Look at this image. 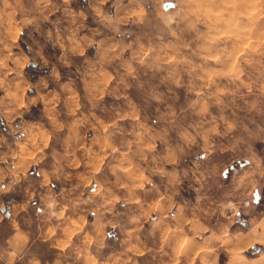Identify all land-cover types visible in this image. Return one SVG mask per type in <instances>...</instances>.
<instances>
[{"label":"rangeland","instance_id":"1","mask_svg":"<svg viewBox=\"0 0 264 264\" xmlns=\"http://www.w3.org/2000/svg\"><path fill=\"white\" fill-rule=\"evenodd\" d=\"M70 4L0 0V98L9 112L31 96L24 68L31 77L45 72L36 64H47L44 42L61 48L60 65L97 44L77 69L84 111H75L76 94L64 95L77 90L74 80L59 88L40 78L30 101L60 105L12 121L41 117L24 145L34 159L54 138L59 169L85 166L65 172L73 184L62 185L45 215L26 217L24 228L45 241L13 248L0 220V264H240L239 256L262 252L231 250L224 238L264 213V0ZM111 22L123 28L96 38ZM49 83L57 90L43 93ZM101 112L129 120L106 122Z\"/></svg>","mask_w":264,"mask_h":264},{"label":"crops","instance_id":"2","mask_svg":"<svg viewBox=\"0 0 264 264\" xmlns=\"http://www.w3.org/2000/svg\"><path fill=\"white\" fill-rule=\"evenodd\" d=\"M89 2L90 0H73V4H70L69 7L73 11H79L87 7ZM109 13L111 17H114V8H112ZM84 23H86L87 27L93 29L97 27L93 22L90 23L87 21ZM122 26L114 22L102 25V27H100L102 31L101 35H98L96 38L106 37V35L111 34V29L114 28L119 30L123 28ZM87 34H89V31H87ZM20 35L25 36L24 39L29 44L25 52L31 56L32 48H35V45L31 43L32 39L28 36L25 29L21 31ZM114 37L116 40L129 41L131 39V34L125 33L121 35L118 33L114 35ZM53 42L54 40L44 42V44L47 45V50L44 48L40 49L42 57L47 64L43 65L41 58H38V63H36L38 66L41 65L43 69H45V72L38 73L36 76L31 77L24 68L25 82L30 83L32 89L29 90L30 93H28V95L31 96L28 99L26 98V100L24 99V101L17 103V109L19 111L15 113L9 112L8 110L10 107L3 105L0 98V116L4 121V125L0 130V197L2 203L5 205L4 211H0V220H4L10 224L11 232L6 236V242L13 248H27L34 240L45 241L44 237H40L38 233L30 234L29 230L24 228L26 217L44 214L46 208L49 206L52 208V201L57 198L62 185L65 186L63 188L69 190L73 184L71 178L63 176L66 174L65 172L68 170V172H74L81 166H85L83 162L79 163L77 167H75V164H72L74 169H71L70 166L67 167L68 169L66 167L65 169H59V163L55 161L56 155L54 150H57V153H60V151L54 146V138L44 147L45 157H40L38 155L36 159H34L32 153H29L27 148H24V145H27L29 139H31L32 132H34L32 124L36 125L37 122H40L42 120L41 117H25L26 120H21L19 125L12 126V121L20 117L27 109L29 111L37 109L39 114L42 115L44 114L43 110L45 107H53L54 104L60 105L57 102L46 104L40 97L35 101H30L31 97L34 98L37 96L36 89L33 88L34 85L39 82L40 78L49 80L54 78L57 79L56 84L59 88L66 83H70V80H74L78 86L77 90H67L64 95L70 96L76 94L77 103L75 106L77 108L75 111L77 113H81L85 110L86 106H88L82 90L83 83L78 79L79 75L77 69L82 65V60L85 61L86 59L91 60L94 58L97 44L94 42L89 46L83 47L80 53L70 56L68 62L60 65L57 62V58L62 54V50L57 45L53 46ZM69 87L74 88L73 82L70 83ZM51 90L57 89L55 85L53 86L49 83L42 92L46 93ZM107 98L109 97L106 95L102 97L103 101ZM111 102L104 103V106L106 105L111 109ZM12 107H14V105H12ZM99 116L106 122L129 120L128 118L122 117V113H112L111 116L105 118L104 113L101 112ZM86 133L88 136H91V134H93L92 128ZM12 134L15 136L10 138L9 135ZM59 177L62 180H60ZM47 194H49V197L46 196ZM60 201L63 203L62 200ZM53 207H55V205ZM56 211L57 210H54L53 212L58 213ZM224 242L230 245L227 246V248L231 250L236 249L244 251L255 245H260L264 248V213L260 216L249 217L247 220V227L241 231L230 232V234H227V237L224 238ZM260 256L263 257L260 258ZM238 258V260L242 262L240 264H264V249L262 252H258L254 257L246 258L239 256Z\"/></svg>","mask_w":264,"mask_h":264},{"label":"trees","instance_id":"3","mask_svg":"<svg viewBox=\"0 0 264 264\" xmlns=\"http://www.w3.org/2000/svg\"><path fill=\"white\" fill-rule=\"evenodd\" d=\"M29 67H30V65L27 66V70H28ZM32 74H33L32 76L34 77L35 76V73H32ZM256 248H257L256 246L252 247V249H256Z\"/></svg>","mask_w":264,"mask_h":264},{"label":"bare ground","instance_id":"4","mask_svg":"<svg viewBox=\"0 0 264 264\" xmlns=\"http://www.w3.org/2000/svg\"><path fill=\"white\" fill-rule=\"evenodd\" d=\"M263 256H260V258H262ZM258 260H259V258H258ZM261 260V259H260Z\"/></svg>","mask_w":264,"mask_h":264},{"label":"clouds","instance_id":"5","mask_svg":"<svg viewBox=\"0 0 264 264\" xmlns=\"http://www.w3.org/2000/svg\"><path fill=\"white\" fill-rule=\"evenodd\" d=\"M124 171H128L127 169H124Z\"/></svg>","mask_w":264,"mask_h":264}]
</instances>
